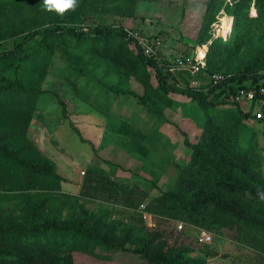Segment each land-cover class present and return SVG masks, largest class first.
<instances>
[{"label": "trees", "instance_id": "1", "mask_svg": "<svg viewBox=\"0 0 264 264\" xmlns=\"http://www.w3.org/2000/svg\"><path fill=\"white\" fill-rule=\"evenodd\" d=\"M115 1L81 0L74 11L60 16L45 11L42 0H0V45L11 42L10 48L0 51V206L7 205L6 210L0 208V264H78L76 256L84 264H104L111 263L112 254L124 253L145 264H188L187 246L163 253L155 237L134 235L122 222L110 221L107 211L90 212L79 203V197L60 194L64 179L57 174L54 162L29 138L31 121L42 97L40 82L55 44L69 41L85 53L139 73L146 88V68H152L157 85L152 93L156 99L168 105L163 98L166 94L182 95L196 102L203 113L202 131L195 142L184 138L190 156L172 187L159 193L150 208L218 235L233 232L238 241L264 253V201L257 196L258 189L264 190L261 157L253 136L242 144L237 135L243 121L253 116L224 97L228 90L264 84V74L259 73L264 69V55L252 58L237 70L217 69L227 45L215 38L208 47L206 69L196 79L205 81L213 73L227 79L216 87L207 85L198 91L180 88L174 74L158 66L157 59L146 57L122 29L63 25L78 19L88 3ZM253 1L257 18L264 24V0H232V5L225 7L233 17L237 35L245 34L250 25ZM218 2L207 1L206 26L212 23ZM129 3L127 16H133L135 5L133 0ZM200 34L196 46L210 38L203 30ZM128 43L135 47V54L128 51ZM128 94L140 105H147L143 97ZM118 132L132 140L128 148H134L137 140L138 152L146 153V134L123 122ZM97 159L94 157L96 162H90L88 169L103 175ZM101 187L115 192L106 184ZM96 192L98 187L93 194ZM138 197L141 203L145 194L139 192Z\"/></svg>", "mask_w": 264, "mask_h": 264}, {"label": "rangeland", "instance_id": "2", "mask_svg": "<svg viewBox=\"0 0 264 264\" xmlns=\"http://www.w3.org/2000/svg\"><path fill=\"white\" fill-rule=\"evenodd\" d=\"M207 1L133 0V16H127L129 0L91 7L88 3L78 19L63 25L78 29L112 26L143 36H159L163 43L161 59L191 54L203 30L210 37L206 42L218 38L227 45L222 55L225 58L217 66L220 70H237L252 58L264 55V24L257 18L254 1L249 9L250 25L245 34L240 35L232 27L233 17L225 11L226 6L232 5V0H219L208 26L204 21ZM80 3L78 0V6ZM10 47L11 42L2 43L0 51ZM75 47L74 41L57 42L40 82L42 97L38 103L45 101L44 111L55 121L54 128L59 127L62 137L58 145L64 151L61 155L65 160L59 161L57 174L72 182L62 183L59 193L79 197V203L90 212L107 211L110 221L122 222V226L134 235L155 237L163 253L187 246L190 252L185 255V261L188 264H264V253L238 241L235 233L223 231L218 235L184 219L158 213L149 206L159 193L172 187L179 169L190 156L184 138L195 142L201 134L203 113L197 103L169 93L163 97L169 101L165 105L164 100L156 99V94L152 93L157 86L152 68H146L149 76L146 88L139 73ZM126 47L132 54L136 53L131 43ZM259 73L264 74V69ZM173 74L178 87L190 88L189 74ZM205 82L202 81V88ZM128 93L143 97L147 105H140L138 99ZM246 107L247 104L240 106ZM122 122L146 134L144 155L138 152L137 140L134 148H128L127 144L132 140L118 132ZM237 131L242 144L251 136L255 138L264 177V120L256 121L250 117ZM34 133L32 127L28 131L31 140V135L39 136L35 130ZM96 156L100 159L97 160L103 175L88 169ZM75 182L79 187L76 193L62 190L63 185L64 190L74 192ZM102 184L115 192L102 188ZM95 187L98 192L93 194ZM139 192L145 194L141 203ZM3 206L0 208L6 210L7 205ZM81 259L76 256L78 264H84ZM107 264L145 263L124 253L123 256L112 254V261Z\"/></svg>", "mask_w": 264, "mask_h": 264}, {"label": "built area", "instance_id": "3", "mask_svg": "<svg viewBox=\"0 0 264 264\" xmlns=\"http://www.w3.org/2000/svg\"><path fill=\"white\" fill-rule=\"evenodd\" d=\"M126 38L132 39L140 48L141 52L149 58L158 60V66H162L168 73L186 72L191 76L190 88L201 90L202 82L196 79L205 69L207 63V52L211 40L195 47L193 53L175 56L171 59H161L162 39L159 36H143L132 30H124ZM227 79L226 76L213 73L205 80V86L216 87ZM207 91V88H205ZM225 99L230 103L247 104L244 109L251 112L254 120H264V84L253 87L237 88L235 91H227ZM83 173V172H81ZM209 239V237L207 238Z\"/></svg>", "mask_w": 264, "mask_h": 264}, {"label": "crops", "instance_id": "4", "mask_svg": "<svg viewBox=\"0 0 264 264\" xmlns=\"http://www.w3.org/2000/svg\"><path fill=\"white\" fill-rule=\"evenodd\" d=\"M162 51L163 50H161V56L163 55ZM164 54H165V52H164ZM46 101H48V99ZM44 103H45V101L43 103L37 104L33 118H32V121H31L29 131H31V129L33 127V133H34V130H35V132H37V134L39 135V136H37V138H35L31 135L32 141L37 145L39 150L46 157H48L49 159H51L54 162L55 167H56V172H59L58 171V163H59V161L65 160L64 157L61 155L62 152H64V151L58 145L61 143L60 141H61L62 137L59 134V127L54 128L53 123L55 121H53V119H51L50 114L48 112L44 111L46 109V105H44ZM49 118H50V120H49ZM51 121H53V122H51ZM87 158H89V156L88 157L86 156V159ZM58 175H60L64 179L63 185L65 183L72 184L71 180L63 177L60 173H58ZM63 185H62V190L64 192H68L70 194L76 193L77 190L79 189L77 182H75V184H74L76 187L74 192L64 190Z\"/></svg>", "mask_w": 264, "mask_h": 264}, {"label": "clouds", "instance_id": "5", "mask_svg": "<svg viewBox=\"0 0 264 264\" xmlns=\"http://www.w3.org/2000/svg\"><path fill=\"white\" fill-rule=\"evenodd\" d=\"M45 11H55L58 15L63 16L65 12L74 11L78 7V0H42ZM260 201H264V190L257 191Z\"/></svg>", "mask_w": 264, "mask_h": 264}, {"label": "bare ground", "instance_id": "6", "mask_svg": "<svg viewBox=\"0 0 264 264\" xmlns=\"http://www.w3.org/2000/svg\"><path fill=\"white\" fill-rule=\"evenodd\" d=\"M226 22V21H225Z\"/></svg>", "mask_w": 264, "mask_h": 264}]
</instances>
